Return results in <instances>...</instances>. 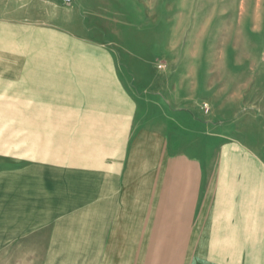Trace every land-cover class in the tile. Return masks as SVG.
<instances>
[{
    "label": "crops",
    "instance_id": "1",
    "mask_svg": "<svg viewBox=\"0 0 264 264\" xmlns=\"http://www.w3.org/2000/svg\"><path fill=\"white\" fill-rule=\"evenodd\" d=\"M97 3L76 0L79 7L65 13L54 2L27 19L0 15V253L16 241L18 218L17 153H3L2 136L4 114L16 133L15 110L13 126L11 113L3 114L16 96L1 90L24 84L31 99L54 84L64 114L72 106L97 110V96H128L117 140L105 141L112 151L93 158L89 172L60 176L59 211L86 215L74 220L88 229L76 242L80 264H264V127L256 112L241 114L242 96H192L168 82L163 91L154 64L161 43L149 55L125 54L120 32L99 29L86 12ZM184 67L171 63L166 74ZM66 86H76L72 96Z\"/></svg>",
    "mask_w": 264,
    "mask_h": 264
},
{
    "label": "rangeland",
    "instance_id": "2",
    "mask_svg": "<svg viewBox=\"0 0 264 264\" xmlns=\"http://www.w3.org/2000/svg\"><path fill=\"white\" fill-rule=\"evenodd\" d=\"M97 1L86 6V12L97 16L94 23L99 29L105 26L109 32H120L125 54L149 55L153 42L161 43L164 52L154 64L163 91L168 82L186 88L192 96H242L241 114L255 111L258 125L264 127V0H120V6L111 0ZM54 2L61 4L59 0H1L0 15L27 19L47 11ZM75 5L72 0L64 12H74ZM115 12L128 19H102L103 14L112 17ZM171 63L185 67L167 75ZM182 72L185 81L178 80ZM98 87L99 92L108 91V86ZM129 87L142 93L140 86L129 83ZM2 88L3 96H16L3 110V114L11 113L12 126L15 110L16 133L9 131V115L4 114L2 136L8 143L3 153H17L18 218L16 241L2 248L0 264H80L76 242L88 235V229L75 227L74 220L86 215L59 211L60 176L69 171L89 172L93 158L101 160L112 151L104 148L105 141L117 140L128 96H97L92 102L97 110L72 106L64 114L58 105L61 90L57 85H47L44 96L31 99L25 96L24 84ZM75 88L66 86L65 93ZM147 92L152 96L153 89ZM202 107L206 114L212 110L206 104Z\"/></svg>",
    "mask_w": 264,
    "mask_h": 264
},
{
    "label": "built area",
    "instance_id": "3",
    "mask_svg": "<svg viewBox=\"0 0 264 264\" xmlns=\"http://www.w3.org/2000/svg\"><path fill=\"white\" fill-rule=\"evenodd\" d=\"M63 5L70 6L72 4V0H59Z\"/></svg>",
    "mask_w": 264,
    "mask_h": 264
}]
</instances>
